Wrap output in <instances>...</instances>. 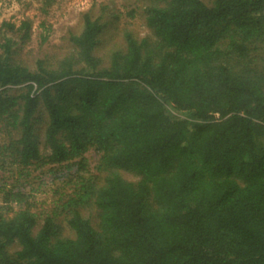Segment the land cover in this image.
I'll return each mask as SVG.
<instances>
[{"label":"trees","instance_id":"1","mask_svg":"<svg viewBox=\"0 0 264 264\" xmlns=\"http://www.w3.org/2000/svg\"><path fill=\"white\" fill-rule=\"evenodd\" d=\"M145 2L146 37L87 13L36 69L2 25L0 168L76 174L42 218L3 184L0 264H264V0Z\"/></svg>","mask_w":264,"mask_h":264},{"label":"rangeland","instance_id":"2","mask_svg":"<svg viewBox=\"0 0 264 264\" xmlns=\"http://www.w3.org/2000/svg\"><path fill=\"white\" fill-rule=\"evenodd\" d=\"M146 0H0V31L4 23L14 24L16 29H20L24 22L32 23L31 38L22 40L19 34L8 33L9 38H13L17 44V49H21L20 56L17 57L33 69H36L38 61H54L61 59L69 51L68 38L70 33L81 30L83 17L91 13L94 18L102 16V12L116 17V22L105 33V41L102 46L105 48L111 44L121 43L122 34L128 29L144 38L150 34L146 27L143 16V8ZM208 6H212L216 0H201ZM47 3H51L47 6ZM107 20L106 16L103 18ZM109 19V18H108ZM112 20V19H111ZM3 33L6 29L2 30ZM262 54L263 51H262ZM7 142V137L0 129V146ZM43 155H48V150H43ZM0 155V160H2ZM84 158L89 161L92 174H95L94 165L97 163V156L94 151H89ZM80 161V160H77ZM51 167H37L36 164L26 170L18 166L4 165L0 168V207L2 204L3 184H7V189L14 188L21 190L30 196L33 204L32 212L41 218L50 213L62 194L64 183L67 179L62 174L74 177L76 170L60 172H49ZM127 180H135L130 174L123 173ZM88 177V174H83ZM82 175V176H83ZM71 193V189L69 190ZM58 193V194H57ZM18 211L19 207L15 206ZM7 210L1 211L3 214ZM93 213V212H92ZM88 216L91 214L86 212ZM7 215L8 217L11 216ZM94 215V213H93ZM68 234V231H66Z\"/></svg>","mask_w":264,"mask_h":264}]
</instances>
